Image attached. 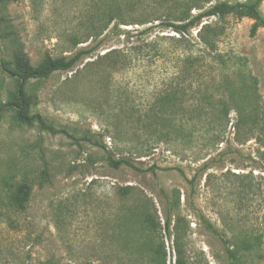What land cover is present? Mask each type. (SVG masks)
Returning a JSON list of instances; mask_svg holds the SVG:
<instances>
[{
	"label": "rangeland",
	"instance_id": "374dc122",
	"mask_svg": "<svg viewBox=\"0 0 264 264\" xmlns=\"http://www.w3.org/2000/svg\"><path fill=\"white\" fill-rule=\"evenodd\" d=\"M175 1H0V62L17 46L32 66L90 51L25 84L32 111L60 132L0 111V264H154L133 254L148 239H163L173 264L174 235L186 264H264V27L229 14L179 35ZM221 1L247 0L188 5L195 14ZM110 7L119 15L102 32ZM204 23L207 38L219 33L214 50L197 37ZM13 86L0 68V102ZM172 120L184 134L156 142ZM107 151L141 171L110 166ZM20 184L29 198L15 210L8 196Z\"/></svg>",
	"mask_w": 264,
	"mask_h": 264
},
{
	"label": "trees",
	"instance_id": "16d2710c",
	"mask_svg": "<svg viewBox=\"0 0 264 264\" xmlns=\"http://www.w3.org/2000/svg\"><path fill=\"white\" fill-rule=\"evenodd\" d=\"M2 1V0H0ZM189 1L193 0H176L175 2L183 8L178 13L179 15L175 16V23H169V26L174 32L181 35L184 32H189L192 27H196L197 24L202 21L204 18L215 17L220 19L225 15H235L238 17L247 16L253 20L251 31H255L257 27H264V17L262 16L259 10V3L261 0H247L241 2H228L221 1L214 3L207 7L206 9L199 11L195 14L190 13L191 7L199 8L197 5H188ZM188 5V6H187ZM105 17V26L102 29V32L108 28V26L116 19L119 15V10L110 7L104 13ZM4 22V18L0 15V28ZM121 24H126L122 19L120 20ZM206 29L212 30V27L207 23L202 24L201 28L197 31V37L199 40L204 43V46L210 50L215 49L214 37L219 33L213 29L211 37L207 38L204 31ZM101 32V33H102ZM99 33V34H101ZM89 50L80 49L69 55H61L59 57H51L49 54H45L42 61L37 66H32L30 64L27 54L23 51L21 47H15L10 54V59L8 61H1L0 68L1 71L10 79L14 81V86L11 90L7 92V96L4 102H0V111L8 110L13 113V119L18 123H23L26 125L35 124L39 129L47 131L48 133L55 134L60 132L59 129H56L53 124L47 122L45 118L36 111H32V107L35 104V97L33 94H29L26 91L25 84L30 79L41 80L48 77L54 71H66L71 69L83 55L89 54ZM111 51L103 53L102 57L108 55ZM215 58L224 62L220 55H216ZM199 62L195 58L188 59V65L195 66V63ZM237 108L238 105L232 102V104L224 110L225 117L228 114L229 109ZM174 117L177 113L173 114ZM160 128L157 130V134L160 135L156 139V142H163L169 135H174L173 138H178L181 134H184L186 130L185 124H182L180 121H168L165 125L164 123L159 124ZM164 136V137H163ZM218 142L221 140L218 139ZM148 149H145L142 156H145L148 152ZM106 159L110 166L118 168L121 164L127 165L137 171H141L136 167L132 160L128 157H119L115 159L109 151L106 152ZM46 172L42 171V176ZM29 198V187L26 184L18 185L14 190L9 193L8 196V205L15 210H23L26 206V203ZM144 226L149 230H154L156 226L159 225L157 220H153L150 216H146L143 219ZM173 251H174V263L173 264H186L185 253L183 246L179 241L177 235H174L173 239ZM243 246L247 249L249 246L248 242H244ZM133 254L136 258L140 260H148L154 264H165L166 261V249L163 239L154 240L148 239V241L139 242L136 244ZM229 254L233 257V252L229 251Z\"/></svg>",
	"mask_w": 264,
	"mask_h": 264
}]
</instances>
